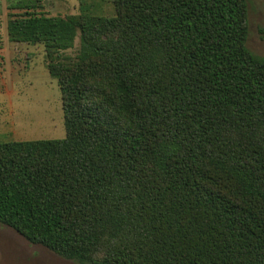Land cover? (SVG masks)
Wrapping results in <instances>:
<instances>
[{"label": "trees", "instance_id": "trees-1", "mask_svg": "<svg viewBox=\"0 0 264 264\" xmlns=\"http://www.w3.org/2000/svg\"><path fill=\"white\" fill-rule=\"evenodd\" d=\"M7 22L66 135L0 141V223L78 264H264V57L247 0H108ZM73 58L65 54L75 37Z\"/></svg>", "mask_w": 264, "mask_h": 264}, {"label": "rangeland", "instance_id": "rangeland-1", "mask_svg": "<svg viewBox=\"0 0 264 264\" xmlns=\"http://www.w3.org/2000/svg\"><path fill=\"white\" fill-rule=\"evenodd\" d=\"M21 2L0 0V141L63 138L66 129L61 92L47 70L43 45L14 42L7 33L8 19L23 11L18 6ZM82 2L95 13H113L108 0H38L36 10L64 17L79 14ZM247 27L248 49L264 57V0H247ZM78 47L77 36L65 54L73 58ZM0 264L78 263L29 242L12 227L0 223Z\"/></svg>", "mask_w": 264, "mask_h": 264}]
</instances>
